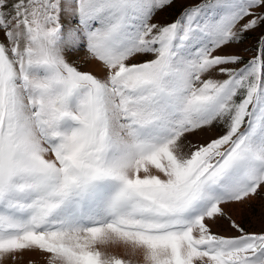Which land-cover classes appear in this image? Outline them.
I'll use <instances>...</instances> for the list:
<instances>
[{
  "label": "snow or ice",
  "instance_id": "obj_1",
  "mask_svg": "<svg viewBox=\"0 0 264 264\" xmlns=\"http://www.w3.org/2000/svg\"><path fill=\"white\" fill-rule=\"evenodd\" d=\"M177 2L0 0V264H264V0Z\"/></svg>",
  "mask_w": 264,
  "mask_h": 264
},
{
  "label": "rangeland",
  "instance_id": "obj_2",
  "mask_svg": "<svg viewBox=\"0 0 264 264\" xmlns=\"http://www.w3.org/2000/svg\"><path fill=\"white\" fill-rule=\"evenodd\" d=\"M204 0H178L175 7L158 13L153 18V23H170L174 21L179 14L187 7L195 6L203 3ZM246 22V21H244ZM242 22V23H244ZM264 34V28L245 33L246 39L238 45L225 46L217 54L221 55H239L243 58V62H247L255 55L257 42L260 36ZM3 39V33H0V40ZM86 52L81 51L78 54H73L69 59L70 62L75 61L82 70L92 71L98 77H103L104 73L98 70L95 62H86ZM222 78V77H219ZM210 136L216 135L215 132L209 133ZM232 220L240 225L247 233L264 232V199L254 198L249 203L233 204L227 209ZM213 232L223 236H235L237 232L232 230L228 224L214 226ZM114 254L123 255V250H114ZM15 264H46V254H28L25 253L21 259H18ZM137 264H142V260L138 259Z\"/></svg>",
  "mask_w": 264,
  "mask_h": 264
}]
</instances>
